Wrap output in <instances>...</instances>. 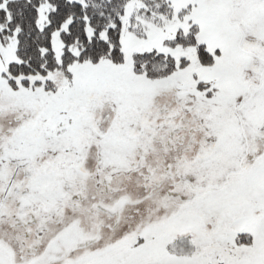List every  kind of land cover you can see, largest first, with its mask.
Here are the masks:
<instances>
[{"label":"flooded vegetation","instance_id":"flooded-vegetation-1","mask_svg":"<svg viewBox=\"0 0 264 264\" xmlns=\"http://www.w3.org/2000/svg\"><path fill=\"white\" fill-rule=\"evenodd\" d=\"M241 3H208L220 15V36L235 31L238 49L252 56L237 58L231 46L229 63L220 64L221 82H209L211 87L178 73L187 59L177 62L167 52L157 54L161 60L154 65H166L172 57L174 68L166 74L148 71L144 60L150 62V54L142 53L138 69L135 64L119 75L84 79L71 73L59 87L57 79H47L49 94L0 86V264L8 258L30 264L44 254L65 252L63 259L46 264H71L77 252L90 258L134 248L144 243L142 231L150 223L183 225L194 206L239 189L242 177L250 176L246 160L259 149L264 155V130L243 116L252 91L240 99L232 86L234 69L264 62V49L254 42L264 18ZM259 69L258 79L249 81L244 74L239 79L261 89L254 96L257 104L264 101V64ZM211 119L217 125L231 122L217 152L203 124ZM238 209L233 203L223 216L214 215L213 231H232ZM255 209L260 216L262 207ZM210 222L214 228V219ZM185 236L191 238L192 230ZM135 238L140 241L131 244Z\"/></svg>","mask_w":264,"mask_h":264},{"label":"rangeland","instance_id":"rangeland-1","mask_svg":"<svg viewBox=\"0 0 264 264\" xmlns=\"http://www.w3.org/2000/svg\"><path fill=\"white\" fill-rule=\"evenodd\" d=\"M168 1L173 6V16L168 18L161 14H155L154 16L158 19L156 22L148 21L143 15L147 14L146 12L140 13V9L144 8L141 0H130L128 2L121 33L125 53L124 62L114 63L107 58L101 59L97 63L89 61L75 62L70 66V72L84 79H89L88 77L96 73L109 76L110 74L119 75L133 68V65H135L133 56L137 52L144 54L154 53L151 57L155 59L157 54L167 52L177 62L181 61L182 58L187 59L188 64L184 71L179 70L178 73L186 74L192 78L199 77L211 87L212 84L209 82H221L222 74L220 71H222L223 67L220 64L229 63V48L231 46L235 48V56L237 58L251 61V59H248L252 57L251 55L238 49L239 35L235 31L225 37L220 36V15L208 7L210 0ZM238 1H242V6L247 3L245 8H248V13L259 14L260 18H264V0ZM249 2H251L250 5H248ZM50 8L51 5L49 3H44L39 7L38 23L40 26H43L48 21ZM185 8L188 10L182 15L181 12ZM192 24L198 26L197 43L205 44L207 49L213 54L214 60L209 64H204L202 58L199 57L197 45L195 44L175 47L167 44V41L174 39L177 33H187ZM259 24L262 29L261 32L259 31L255 35L254 42L264 49V22L261 23L259 21ZM52 42L57 55L60 56L63 41L59 30L53 32ZM16 45L17 39L15 37L11 38V40L9 39V43H1L0 41L1 87L12 92L22 88L25 90V88L29 87L36 93L49 94L44 88L47 79H57L55 83L59 87L64 80V76L56 75V73H52L49 76H30L28 81L32 84H28L29 86L26 85L25 81H22L25 78L24 76L16 77L14 81H10L7 76V70L9 62L17 59ZM258 50L260 51V49ZM151 57L150 59H152ZM144 61H148V59ZM256 61L252 67L248 68L246 66L241 70L239 68L233 70L236 79L232 86L238 92L237 95L240 99L242 95L244 96L252 91L246 102L250 106L249 111L243 116L244 119L252 124L253 128L264 130V101H260L258 104L254 101V96H257L261 89L255 86L250 89L247 83L239 80L241 74L246 75L249 81L258 79L261 76L259 67L263 68L264 62L258 59ZM222 79L224 80V78ZM37 80H39L38 83L36 82ZM98 82L99 80H97ZM210 118H213V116ZM227 123L231 124L230 121H227L217 125L212 119L208 122L203 121L204 127L210 132V136L215 141L214 151L216 152L224 144L222 139L228 135V129L225 127ZM238 134L241 135L242 131L238 132ZM254 142L255 140H252V143ZM254 146L258 148L259 142H255ZM256 152L255 155L251 154L253 156L245 162V165L250 169L248 173L250 176L247 177L246 174L242 177L243 179L246 178V180L241 183L239 189L237 191L234 190L232 195L230 193L220 194L222 197L225 194L230 197L212 198L202 205L194 206L193 217L183 225L172 222V220L169 222L150 223L151 226L144 227L142 231L143 237L141 241L144 243L134 248L119 249L113 253L90 258L84 253L77 252L70 256V259H74L71 264H264V155L260 149ZM235 154L239 155L238 153ZM233 203L239 205V209L235 214L240 216L231 223L233 225L232 231L227 229H222L220 233L213 231L216 229L217 219L214 215L220 214L223 216L227 213L229 204ZM259 205L262 207L260 216H258L259 212L256 209L253 211L254 207ZM206 218L208 219L206 220ZM210 218L211 220L212 218L214 219V228L211 227L213 223L210 222ZM190 229L192 230V237L187 238L185 234H189ZM240 233L245 234L246 238H242ZM247 237H252V241H247ZM241 239L246 240L241 241ZM139 241L140 238H135L131 241V244Z\"/></svg>","mask_w":264,"mask_h":264},{"label":"trees","instance_id":"trees-1","mask_svg":"<svg viewBox=\"0 0 264 264\" xmlns=\"http://www.w3.org/2000/svg\"><path fill=\"white\" fill-rule=\"evenodd\" d=\"M129 1L0 0V41L9 43V39L13 37L17 39V59L9 62L7 71L16 77L24 76L26 82L28 77L35 75L49 76L56 73L59 76H69L70 66L75 62L97 63L104 58L114 63L124 62L125 53L121 33ZM141 1L144 8L140 9V13L146 12L147 14L143 15L148 21H158L155 14L168 18L173 16V6L168 0ZM44 3H49L51 8L48 12V21L40 26L38 11ZM187 10L185 8L181 14L184 15ZM56 30H59L63 41L60 56L57 55L52 42V35ZM197 32L198 26L194 24L187 33L177 34L174 39L167 41V44L171 47L195 44L199 57L202 58L204 64H209L214 59L213 54L205 44L197 43ZM142 55L137 52L133 56L135 64L138 65L136 69L142 63ZM151 55L154 53H150V57ZM160 60V57L156 56V59L152 58L150 62L147 61V70L162 74L173 70L172 57L166 60V65L163 64V67H155V62ZM240 236L246 238L245 234ZM244 240L246 239H241V241Z\"/></svg>","mask_w":264,"mask_h":264},{"label":"water","instance_id":"water-1","mask_svg":"<svg viewBox=\"0 0 264 264\" xmlns=\"http://www.w3.org/2000/svg\"><path fill=\"white\" fill-rule=\"evenodd\" d=\"M224 24H225V27H228L229 28V26H227V19H226V15L224 16ZM56 244H57V242H56ZM66 253L67 252H65L64 254H62V255H60V256H51V255H46V254H44L42 257H40L37 261H35V262H32V263H30V264H46V263H48V262H50V261H54V260H58V259H63L65 256H66ZM47 256H50V258L48 259V258H46ZM6 261L7 262H5L4 264H12V261H11V259L10 258H8V259H6Z\"/></svg>","mask_w":264,"mask_h":264},{"label":"crops","instance_id":"crops-1","mask_svg":"<svg viewBox=\"0 0 264 264\" xmlns=\"http://www.w3.org/2000/svg\"><path fill=\"white\" fill-rule=\"evenodd\" d=\"M250 241H252V237L250 238Z\"/></svg>","mask_w":264,"mask_h":264}]
</instances>
